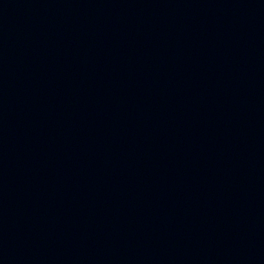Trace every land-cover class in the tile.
<instances>
[{"label": "water", "instance_id": "95a60500", "mask_svg": "<svg viewBox=\"0 0 264 264\" xmlns=\"http://www.w3.org/2000/svg\"><path fill=\"white\" fill-rule=\"evenodd\" d=\"M0 264H264V0H0Z\"/></svg>", "mask_w": 264, "mask_h": 264}]
</instances>
